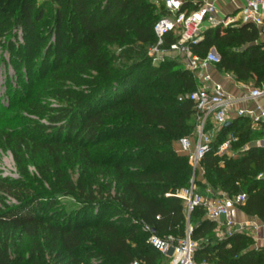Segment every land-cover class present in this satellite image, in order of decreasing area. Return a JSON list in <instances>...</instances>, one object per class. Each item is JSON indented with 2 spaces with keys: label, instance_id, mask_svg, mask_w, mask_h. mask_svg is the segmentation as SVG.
<instances>
[{
  "label": "trees",
  "instance_id": "1",
  "mask_svg": "<svg viewBox=\"0 0 264 264\" xmlns=\"http://www.w3.org/2000/svg\"><path fill=\"white\" fill-rule=\"evenodd\" d=\"M52 1L49 31L55 42L35 52L44 42L37 28L44 7L35 0H0V33L16 26L24 32L23 44L9 42L13 60L44 56L42 85L14 99L16 110L0 119V144L11 150L22 174L0 179V200L11 193L22 201L0 206V264H131L136 259L164 264L167 255L149 243L152 231L144 223L161 236L176 237L191 225L197 260L264 264V246L251 235H219L217 221L203 206L188 216L186 202L177 195L195 175L200 191L245 193L239 206L264 222V146L246 147L258 136L250 117L223 125L196 170L180 150L183 137L196 135V105L186 95L198 79L178 61L156 64L149 54L157 41L154 25L169 14L165 0ZM197 8L183 2V10ZM178 38L170 32L165 46ZM191 47L202 57L214 47L220 70L240 82L264 85V39L255 24L208 26ZM44 88L59 105L49 109L42 103ZM20 110H51L52 123L26 118ZM230 132L238 136L233 153L221 154L219 145ZM31 164L40 179L31 176ZM67 190L84 200L71 213L47 214L24 205L37 192L55 196Z\"/></svg>",
  "mask_w": 264,
  "mask_h": 264
},
{
  "label": "built area",
  "instance_id": "2",
  "mask_svg": "<svg viewBox=\"0 0 264 264\" xmlns=\"http://www.w3.org/2000/svg\"><path fill=\"white\" fill-rule=\"evenodd\" d=\"M166 7L170 15L159 18L154 30L157 35V41L150 48V55L154 63L159 64L166 60L169 52H177L185 57L186 66L198 79V86L195 90L186 95L193 100L196 105L197 139L193 147L192 138L183 137L180 140V150L189 155L190 163L194 170L200 164L201 159L209 150L210 136L206 132L209 121H214L217 125L223 126L228 120L232 119L233 100L227 96L224 86L219 82H213L212 76L207 72L210 65H217L220 61V55L215 50H210L206 56L202 57L193 52L192 44L203 38V32L208 26H217L231 24L234 19L225 17L218 21L214 16L217 7L212 2H206L192 11L183 10V0H165ZM241 23L255 24L264 28V0H247L241 8ZM170 32H175L179 38L169 46H165V36ZM251 99L255 101V106L250 108H238L237 116H248L255 126L264 128V106L259 102L264 98V85L255 86L250 91ZM238 137L231 134L219 146L222 152L231 147ZM222 154V153H221ZM195 175L191 179L188 187H184L177 192L186 202L187 212L190 214L196 206H203L206 209L208 217L223 221L226 232L245 230V225L237 223L229 217L231 203H243L246 200L245 193H239L230 197L227 193L221 192L218 196H209L202 194L196 184ZM144 229L152 231L148 241L156 249L170 257L169 264H213L208 260H197L195 252L197 242L191 238L192 226H188L186 234L182 237L173 235L161 236L153 228L144 223ZM131 264H143L140 260H133Z\"/></svg>",
  "mask_w": 264,
  "mask_h": 264
},
{
  "label": "rangeland",
  "instance_id": "3",
  "mask_svg": "<svg viewBox=\"0 0 264 264\" xmlns=\"http://www.w3.org/2000/svg\"><path fill=\"white\" fill-rule=\"evenodd\" d=\"M38 7H44V16L43 19L38 23L37 28L40 31V34L43 36L44 42L39 44V46L34 47V51H39L37 47H40L42 51L45 50V46L55 42L54 34L49 31L50 27L53 24V14L55 13V3L52 0H35ZM159 12V10H157ZM170 15V13L168 14ZM10 31V32H9ZM4 28L0 33V119H4L12 111H15V108H12L14 99H19L21 95H25L29 90H34L42 85L41 79V57L40 55L35 54L36 56L28 55L29 60L26 62L25 57L22 61L16 63L13 60L14 55L12 54V47L10 45V40L12 39L17 44H23L25 42L24 32L22 27L16 26L12 30ZM115 49V45H111ZM151 48V47H150ZM121 48L117 49V52H121ZM41 51V50H40ZM150 52V49H149ZM150 54V53H149ZM40 57V58H39ZM174 59L178 61L182 66H186L185 57L182 54L177 52H169L166 55V59ZM38 62V63H37ZM47 68L51 69L52 64L48 63ZM31 69L32 76L29 75V70ZM30 77L33 79V83L30 81ZM32 83V84H31ZM70 83V82H69ZM39 98L41 99L44 105H47L50 109L60 104L58 97L46 93L44 90L40 93ZM49 113H36L32 110H20V114L26 118L38 121L44 124H51L49 120V115L53 112L51 110ZM43 113V114H42ZM16 121V120H15ZM215 124L210 123L208 128H216ZM195 138L192 137L193 147H195ZM39 159H44V156H40ZM68 167H71L68 165ZM74 175H77L78 169H74ZM29 172L31 176L34 177V180L42 177L36 165L31 164L29 166ZM22 178L20 169L14 159V156L10 149L5 148L0 144V179H19ZM45 188L49 189V186ZM33 192V191H32ZM83 199L79 197L77 191L67 190L59 195L53 196L49 192H37L32 198L26 200L24 205L31 210L43 213H71L79 209L83 205ZM6 203L10 206H20L22 201L14 194L4 193L3 198L0 200V206ZM4 207V206H3ZM109 215L112 214L111 210H107ZM14 251V250H13ZM14 253V252H13ZM16 256V254L14 255ZM52 264L53 261H51ZM50 262V263H51ZM170 262V257L167 256L163 263L167 264ZM25 264V263H23Z\"/></svg>",
  "mask_w": 264,
  "mask_h": 264
},
{
  "label": "crops",
  "instance_id": "4",
  "mask_svg": "<svg viewBox=\"0 0 264 264\" xmlns=\"http://www.w3.org/2000/svg\"><path fill=\"white\" fill-rule=\"evenodd\" d=\"M183 2H187L190 3L191 6H198V7L205 4L206 2H212L217 7L214 16L218 21H222V19H224L225 17H231L234 19V21L231 24H240L241 8L245 5L247 0H183ZM260 31L262 38L264 39V28H260ZM213 48H211V50H214ZM207 72L211 74L213 82H219L224 86L227 96L233 100V106L231 108L232 122L233 119L239 117L237 116L236 113V110L238 108H250L255 106V101L249 97L251 89L255 87L253 82H240L235 78L233 74L220 70L218 65L215 64L210 65L207 68ZM259 102L264 106V98H260ZM210 123L215 124L214 126H216V128L215 129L214 127L208 128ZM252 127L254 129V133L258 134V136L255 139H253L249 144H247L246 147L250 145L264 146V128L261 126H255L253 123H252ZM221 128L222 126L217 125L214 121L211 120L209 121L206 127V132L210 136L211 140L217 136ZM231 134L233 133L230 132L227 138ZM195 136L196 138L194 141H196L197 139V131ZM224 152L233 153L232 146L226 148L225 150L219 153H224ZM200 192L204 195H209V196H213V195L218 196L221 193V192H217L216 194H214L212 193V191H210V189L204 192L203 191ZM190 214H188V216ZM229 217L234 221H236L237 223H242L245 225V230L243 231L251 235L256 240L257 246H264V222L257 215H249L246 212H244V210L239 206L238 203H231ZM225 219L226 218L224 217L221 220H216L217 230L219 235H224L222 233L223 231L226 230V227L223 224V221Z\"/></svg>",
  "mask_w": 264,
  "mask_h": 264
},
{
  "label": "water",
  "instance_id": "5",
  "mask_svg": "<svg viewBox=\"0 0 264 264\" xmlns=\"http://www.w3.org/2000/svg\"><path fill=\"white\" fill-rule=\"evenodd\" d=\"M214 50H216L215 48H213ZM231 120H228L226 123H225V125H229V124H231ZM153 230H155V229H153Z\"/></svg>",
  "mask_w": 264,
  "mask_h": 264
}]
</instances>
